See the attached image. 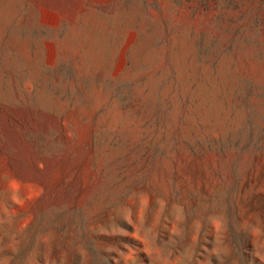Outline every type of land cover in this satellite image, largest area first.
Listing matches in <instances>:
<instances>
[{
  "label": "rangeland",
  "instance_id": "374dc122",
  "mask_svg": "<svg viewBox=\"0 0 264 264\" xmlns=\"http://www.w3.org/2000/svg\"><path fill=\"white\" fill-rule=\"evenodd\" d=\"M0 264H264V0H0Z\"/></svg>",
  "mask_w": 264,
  "mask_h": 264
}]
</instances>
